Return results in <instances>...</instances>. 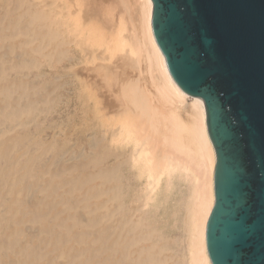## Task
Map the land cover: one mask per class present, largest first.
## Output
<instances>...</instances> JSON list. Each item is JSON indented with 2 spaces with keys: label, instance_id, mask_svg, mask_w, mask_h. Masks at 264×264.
Here are the masks:
<instances>
[{
  "label": "bare ground",
  "instance_id": "obj_1",
  "mask_svg": "<svg viewBox=\"0 0 264 264\" xmlns=\"http://www.w3.org/2000/svg\"><path fill=\"white\" fill-rule=\"evenodd\" d=\"M30 7L40 42L33 52L48 61L51 102L80 107L75 116L86 124L74 155L82 172L56 178L66 188L58 197L32 201L48 170L24 191L18 171H4L0 264H213L207 223L216 152L204 102L175 84L155 40L153 1L34 0ZM1 87L10 98L14 86ZM14 101L0 100V115L17 108Z\"/></svg>",
  "mask_w": 264,
  "mask_h": 264
},
{
  "label": "water",
  "instance_id": "obj_2",
  "mask_svg": "<svg viewBox=\"0 0 264 264\" xmlns=\"http://www.w3.org/2000/svg\"><path fill=\"white\" fill-rule=\"evenodd\" d=\"M169 73L205 104L216 152L213 264H264V0H152Z\"/></svg>",
  "mask_w": 264,
  "mask_h": 264
},
{
  "label": "rangeland",
  "instance_id": "obj_3",
  "mask_svg": "<svg viewBox=\"0 0 264 264\" xmlns=\"http://www.w3.org/2000/svg\"><path fill=\"white\" fill-rule=\"evenodd\" d=\"M33 2L34 0H0V84H2L0 85V90L4 89L1 87L4 86V84H11V86H14V88H11V97L8 98L4 96L3 93H1L0 100H8L11 102L15 99L16 102L14 101L12 104L17 105V108H8L7 110L3 111V115H0V169H3V171L0 170V178L3 177L5 173L4 171L10 169L12 166L14 169H16V171H18V174H20L16 181V185L18 184V188L24 191L30 184L32 185L35 182V184H37L40 181L42 177L40 169L46 168L48 173L44 175L43 183L38 184L42 185V188L38 192H35L36 194H33V197L35 195L37 197H35V199L32 197L33 199H31L32 201H36L38 199H42L44 194L47 192L52 194L54 197H58L61 192L65 191L66 188H64V184H62L61 181L56 180V178L62 173V175L68 174L69 176H72L73 174L77 175L82 172V158L77 159V161L74 159V157L81 153L80 149H82L81 145L85 135L84 127L86 124L82 119H80L81 116L79 115L81 114V110L78 109L80 107L76 109L77 106L70 104L66 105V103H59L58 105L54 106L51 102L50 88H48V86L50 87L48 61L41 54L38 55L33 52L34 49H36L40 44L39 40L35 39V27L33 26L32 20L29 17L32 15V9L30 6H33ZM23 5L24 7H27L25 10L24 7L22 8ZM21 12L25 13V17L22 16V18H18ZM25 25L27 27H24ZM19 32L23 33L24 35H22L20 38H15V35ZM46 38L47 37H44L43 40H46ZM23 58L25 59L23 60ZM15 61L17 63H15ZM5 79H7V82ZM34 81L35 83H33ZM30 95L31 100L29 99ZM1 109L3 108L0 107V112ZM74 109H76V111ZM12 111L17 114V117L16 115H13L11 118L7 116L8 114H12ZM72 112H74V115ZM69 113L70 115H68ZM75 115L80 118H77ZM11 136L12 138H10ZM27 138L29 140H27ZM6 143L9 144L7 145ZM5 150H9L11 151V155H15V157L13 155L15 158V164H6L4 160ZM35 152H39V154ZM16 153L18 155H16ZM57 154L60 157L62 156V164L59 165L62 167H59L58 164L54 163L59 158ZM11 155L10 157L13 158ZM48 162L49 164H47ZM68 163L70 166L67 165ZM27 166L29 167L28 169H26ZM63 166H65L66 169L71 167L74 171H65ZM37 174L38 177H36ZM0 186H3L2 179H0ZM3 201V199H0V204H2ZM25 201L26 199H24V202ZM3 222L4 220H2V217L0 216V235L5 233V225H1ZM10 224L14 223L10 221ZM34 228L35 227L33 225L29 226L28 235L31 232H34ZM178 235H180L179 231L173 233V236ZM4 253L5 249H2L1 254Z\"/></svg>",
  "mask_w": 264,
  "mask_h": 264
}]
</instances>
